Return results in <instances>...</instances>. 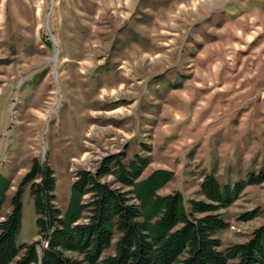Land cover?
<instances>
[{
	"label": "rangeland",
	"instance_id": "rangeland-1",
	"mask_svg": "<svg viewBox=\"0 0 264 264\" xmlns=\"http://www.w3.org/2000/svg\"><path fill=\"white\" fill-rule=\"evenodd\" d=\"M109 155L146 159L141 177L173 170L160 192L187 205L208 174H263L264 0H0V219L33 159L54 170L63 207L76 172ZM21 204L17 245L38 239L28 186ZM224 217L222 248L247 241L264 181Z\"/></svg>",
	"mask_w": 264,
	"mask_h": 264
},
{
	"label": "trees",
	"instance_id": "trees-1",
	"mask_svg": "<svg viewBox=\"0 0 264 264\" xmlns=\"http://www.w3.org/2000/svg\"><path fill=\"white\" fill-rule=\"evenodd\" d=\"M147 164L135 156L125 165L109 155L93 171L78 170L60 207L54 170L33 159L11 197L10 211L0 219V264H264V223L245 242L222 248L218 237L229 227L224 210L247 184L263 182L264 173L233 185L208 174L200 183L203 198H191L187 205L180 191L160 192L174 171L156 168L141 177ZM25 186L38 239L17 245ZM10 187L0 173V218ZM255 216L251 211L242 218ZM116 234L111 253L105 254Z\"/></svg>",
	"mask_w": 264,
	"mask_h": 264
}]
</instances>
